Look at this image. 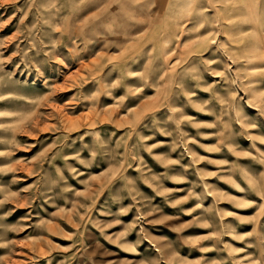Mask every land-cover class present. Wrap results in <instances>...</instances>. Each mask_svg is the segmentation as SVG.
Listing matches in <instances>:
<instances>
[{
	"label": "rangeland",
	"instance_id": "1",
	"mask_svg": "<svg viewBox=\"0 0 264 264\" xmlns=\"http://www.w3.org/2000/svg\"><path fill=\"white\" fill-rule=\"evenodd\" d=\"M0 264H264V0H0Z\"/></svg>",
	"mask_w": 264,
	"mask_h": 264
},
{
	"label": "bare ground",
	"instance_id": "2",
	"mask_svg": "<svg viewBox=\"0 0 264 264\" xmlns=\"http://www.w3.org/2000/svg\"><path fill=\"white\" fill-rule=\"evenodd\" d=\"M209 192V191H208Z\"/></svg>",
	"mask_w": 264,
	"mask_h": 264
}]
</instances>
